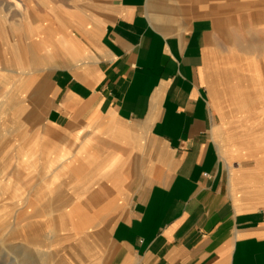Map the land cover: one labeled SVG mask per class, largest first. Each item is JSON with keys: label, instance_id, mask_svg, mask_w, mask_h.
Wrapping results in <instances>:
<instances>
[{"label": "crops", "instance_id": "crops-1", "mask_svg": "<svg viewBox=\"0 0 264 264\" xmlns=\"http://www.w3.org/2000/svg\"><path fill=\"white\" fill-rule=\"evenodd\" d=\"M113 1L86 42L52 48L67 64H52L42 95L44 126L71 142L49 150L79 144L82 173L132 192L103 264H264V180L231 169L210 97L214 20L167 0Z\"/></svg>", "mask_w": 264, "mask_h": 264}, {"label": "rangeland", "instance_id": "rangeland-1", "mask_svg": "<svg viewBox=\"0 0 264 264\" xmlns=\"http://www.w3.org/2000/svg\"><path fill=\"white\" fill-rule=\"evenodd\" d=\"M113 2L0 0V264H103L112 249L111 230L132 192L117 193L109 177L88 174L93 170L87 166L83 175L79 144L71 145L73 153L55 155L50 148L71 142L43 121L52 64H67L52 48L61 37L86 42L88 28ZM167 3L189 8V20H219L209 63L216 124L234 145L231 169L264 180V0ZM217 137L221 154L219 132ZM77 162L79 170L71 171ZM107 164L111 168L115 160ZM73 209L76 219L61 217Z\"/></svg>", "mask_w": 264, "mask_h": 264}, {"label": "bare ground", "instance_id": "bare-ground-1", "mask_svg": "<svg viewBox=\"0 0 264 264\" xmlns=\"http://www.w3.org/2000/svg\"><path fill=\"white\" fill-rule=\"evenodd\" d=\"M213 19V18H212ZM214 20V19H213ZM216 20V21H215ZM214 20V22H215V24H216V30L218 29V26H219V20L216 18ZM46 47V46H45ZM29 86V85H28ZM226 135H228V134H226ZM231 140V139H230ZM225 152H226V150H225ZM71 162V164H72V162L73 161H70ZM79 162H77V164H75L74 166H72L70 169H71V171H73L74 170V172H76V171H78L79 170V168H80V166H79V164H78ZM62 213V212H61ZM62 215V214H61ZM77 215H78V213L76 212V210H70V212H67V213H64V215H62L61 217L63 218V217H66V218H72V219H76L75 217H77Z\"/></svg>", "mask_w": 264, "mask_h": 264}]
</instances>
